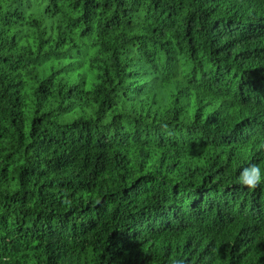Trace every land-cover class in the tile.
Here are the masks:
<instances>
[{"label":"trees","instance_id":"16d2710c","mask_svg":"<svg viewBox=\"0 0 264 264\" xmlns=\"http://www.w3.org/2000/svg\"><path fill=\"white\" fill-rule=\"evenodd\" d=\"M264 0H0V264H264Z\"/></svg>","mask_w":264,"mask_h":264},{"label":"clouds","instance_id":"9594fccd","mask_svg":"<svg viewBox=\"0 0 264 264\" xmlns=\"http://www.w3.org/2000/svg\"><path fill=\"white\" fill-rule=\"evenodd\" d=\"M249 177H251V179H249ZM236 179L241 186L253 189L261 184H264V170L257 165L252 164L241 168Z\"/></svg>","mask_w":264,"mask_h":264},{"label":"snow or ice","instance_id":"6c2138e0","mask_svg":"<svg viewBox=\"0 0 264 264\" xmlns=\"http://www.w3.org/2000/svg\"><path fill=\"white\" fill-rule=\"evenodd\" d=\"M249 179H251V177H249Z\"/></svg>","mask_w":264,"mask_h":264}]
</instances>
